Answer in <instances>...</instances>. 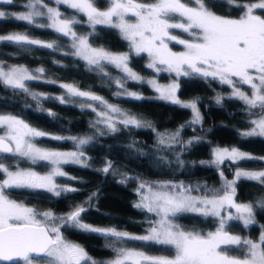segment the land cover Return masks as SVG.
I'll list each match as a JSON object with an SVG mask.
<instances>
[{"label": "snow or ice", "instance_id": "1", "mask_svg": "<svg viewBox=\"0 0 264 264\" xmlns=\"http://www.w3.org/2000/svg\"><path fill=\"white\" fill-rule=\"evenodd\" d=\"M12 4L14 0H3ZM56 7L49 6L45 0H27L23 5L26 11L8 13L0 10V19L13 18L37 27H47L64 37L71 38L72 54L87 62L90 69L97 70L105 77L104 71L111 65L122 76L114 80L123 95L134 99L143 97L125 88L131 81L143 82L152 86L160 99L170 101L183 108L191 109L192 120L174 132L158 133V145L171 149L175 145L186 148L193 140L182 141L181 131L190 125L200 124L202 116L198 109V98L181 101L177 96L179 84L173 82L167 86L158 84L155 79H145L130 67L131 56L146 53L150 58L148 68L157 73L167 71L176 77L212 78L221 84L229 85L232 92L229 98L242 101L249 115L259 116L251 120V127L240 132L241 137L264 138V0H223L227 5L240 12L238 16L220 15L213 10V0H152L140 3L137 0H108L109 6L101 10L95 0H53ZM66 5L77 13H84L86 23L93 29L95 25L106 24L119 30L123 39L129 42V51L113 53L104 47H93L90 42L92 33L79 34L75 28L80 23L75 15H65L60 6ZM194 5V6H191ZM260 10L262 14H257ZM134 17V22L127 18ZM46 17L47 24H37V18ZM180 29L188 33L190 39H180L172 35L171 30ZM168 41H176L184 46V51L174 52ZM0 42H8L26 48L38 45L48 49L59 47L55 41L46 42L31 38L27 33L14 32L0 35ZM163 66V67H161ZM43 68L33 71L23 65H6L0 61V83L13 90H22L34 100L46 98L44 93L31 92L27 81L38 80L44 73ZM55 83V81H49ZM247 85L248 91L241 86ZM68 97L85 98L87 106L96 113L97 120L91 127L99 131L103 126L110 132L118 131V126L125 128L151 127L150 123L118 105L109 103L104 97L93 92L82 91L73 84H61ZM61 103L69 102L65 96L57 97ZM217 104L223 97L216 96ZM93 102H98L103 111H98ZM50 115H54L49 110ZM0 126L6 129L0 135V153L11 154L13 158L26 159L33 164L47 162L51 171L41 175L32 169H22L17 163L12 165L0 162V264H264V226L258 239L253 240L228 231L229 221H240L247 228L255 223L257 209L264 210V196L255 202L237 203L236 184L240 180L255 181L264 186V170L248 171L238 167L240 162L259 160L241 151L237 147H216L210 161H201L203 165H214L217 169L229 162L236 165L234 178L228 180L220 170L223 181L220 189H207L206 185H185L183 182H147L141 181L136 189L140 200L134 206L155 213L157 220L148 221L149 228L145 235H135L115 227L102 228L82 221V214L87 211L83 204L76 205L67 213L57 215L52 210L38 211L23 202L9 198L8 189L43 190L55 197L78 189L59 186L55 182L58 176H66L62 171L64 164H79L88 167V157L82 150L93 136H50V134L31 127L27 122L12 114H0ZM50 136L54 140H71L76 145L75 151L62 152L38 147L34 142L38 137ZM199 140V138H194ZM181 153H176V162L183 167ZM165 159V158H161ZM104 173L115 172L111 161H106L100 169ZM69 179H76L69 177ZM129 179H132L129 177ZM203 189L207 194L193 195V191ZM223 192V195H219ZM95 193L84 203H89ZM230 209H235L233 214ZM227 211V215L223 213ZM198 213L217 218L215 231L207 233L186 231L174 223L172 217L178 213ZM73 227L85 232L96 233L110 240L106 247L113 248L116 258L110 261L93 259L85 248L68 241L62 228ZM126 241H146L175 249L172 258L150 256L142 251L120 247L115 244ZM230 251H240L241 255H229Z\"/></svg>", "mask_w": 264, "mask_h": 264}, {"label": "trees", "instance_id": "2", "mask_svg": "<svg viewBox=\"0 0 264 264\" xmlns=\"http://www.w3.org/2000/svg\"><path fill=\"white\" fill-rule=\"evenodd\" d=\"M48 1V0H47ZM149 2L152 0H140ZM103 6L106 0H96ZM27 0H14L12 4L0 1V10L12 13L26 10L23 5ZM213 10L220 15L238 16L240 12L223 2L213 0ZM61 7V6H60ZM65 15H75L80 23L75 30L79 34L92 33L90 41L100 44L114 51H129V42L122 38L120 32L110 25L98 24L95 28L86 23L84 13L62 6ZM257 14H262L256 10ZM39 21V20H37ZM43 22L42 20H40ZM27 33L30 37L52 42L59 45L57 49H48L38 45L26 48L0 42V60L6 65L21 64L28 69L43 68L45 71L38 80L27 81L31 92L44 93L46 98L34 100L22 90H13L0 83V112L11 113L20 117L28 124L50 134V136H93V140L82 149L88 159V167L79 164H64L66 176L56 177L59 186H70L78 189L55 197L43 190L8 189V193L21 201L31 204L39 210H52L57 215L67 213L76 205L83 204L87 211L82 214V221L87 224L104 227H115L134 233H144L149 228L148 221L155 217L153 213L137 208L140 195L136 189L141 181L160 182L161 180L174 183L183 182L185 185H206L207 189H220L223 181L220 172L214 165H203L201 161H210L214 146H235L251 152L256 157L264 156V138H243L241 130L249 128L250 121L260 113L249 115L245 111L242 101L229 98L227 95L231 87L221 84L212 78L177 77L179 89L177 95L182 99L198 98V106L202 112V124L186 126L181 131L184 142L193 140L186 148L175 145L171 149L158 145V133L177 130L180 125H186L191 118V110L180 107L170 101L155 97V91L147 83L129 80L125 88L130 92L140 94L142 99H134L123 95H115L121 91L114 80L122 76L115 67L108 65L104 71L109 74L90 69L87 62L72 54L71 38L56 33L53 29L29 25L27 22L13 18L0 19V34L9 32ZM175 33L187 35L182 31ZM173 46L178 45L173 43ZM148 56L141 53L132 55L130 67L141 76L151 77L158 75L160 80H166V72L156 74L154 69L148 68ZM49 81H55L50 83ZM61 84H73L80 90L93 92L104 97L108 102L118 105L121 109L137 116L151 127L127 128L118 126V131L110 132L103 126L97 129L91 127L97 120L96 113L87 106L81 107L85 100L79 97H68ZM248 89L246 85L241 86ZM223 97L217 104L216 96ZM65 96L69 102L61 103L57 97ZM95 106V104H94ZM96 107V106H95ZM49 110L54 115L49 114ZM50 136L38 137L36 143L63 149H76L71 140H54ZM199 138L195 140L194 138ZM181 153L183 167L176 162V153ZM165 158V159H161ZM106 161H111L115 172L100 171ZM0 162H6L15 167L29 166L38 170L49 168L47 162L31 163L26 159L13 158L11 154L0 153ZM238 166L262 167L264 162L259 160L240 162ZM224 176L229 179L233 176L236 165L229 162L220 166ZM3 176L0 173V178ZM75 177L76 179H69ZM131 177L132 179H129ZM196 194H207L203 189L193 191ZM95 193L89 203H84ZM222 192H219L220 194ZM264 196V186L255 181L240 180L236 184V202H255ZM174 223L181 225L185 230L196 232L215 231L217 219L212 216H203L198 213H178L172 217ZM264 226V210L257 209L255 223L245 228L240 221H229L228 231L250 239L257 238ZM64 237L73 243L85 248L88 254L97 261H110L116 256L113 248L106 247L112 241H106L99 234L85 232L77 228H62ZM117 248L124 247L137 249L149 255L172 257L175 249L171 246L159 245L146 241H126L116 243ZM229 254L241 255L240 251H230Z\"/></svg>", "mask_w": 264, "mask_h": 264}, {"label": "rangeland", "instance_id": "3", "mask_svg": "<svg viewBox=\"0 0 264 264\" xmlns=\"http://www.w3.org/2000/svg\"><path fill=\"white\" fill-rule=\"evenodd\" d=\"M1 1V0H0ZM107 2H106V4L105 5H103V6H101V5H99V4H97V2H96V0H95V4H96V6L98 7V8H100L101 10H104V9H106L108 6H109V4H108V0H106ZM45 2L46 3H48L49 4V6H52V7H56V5H55V3L53 2V0H45ZM137 2H140V3H145L144 1H140V0H137ZM150 2H152V1H149L148 3H150ZM184 2H189V0H184ZM62 6H65V7H67L66 5H61V7ZM191 6H194V5H191ZM61 7H60V11L63 13L64 11L61 9ZM23 11H26V10H23ZM18 12H22V11H18ZM85 15V14H84ZM85 17H86V15H85ZM87 18V17H86ZM128 19H129V21L130 22H134V17H132L131 15H129L128 17H127ZM37 20H39V21H36L37 22V24H47L48 23V21H47V18L46 17H39V18H37ZM40 20H42L43 22H41ZM106 25V24H105ZM118 30V29H117ZM174 30V29H173ZM173 30H171V34L172 35H175V36H177V37H179L180 39H185V40H187V39H190L191 37L189 36V34L187 33V35H183V34H179V33H175V32H173ZM175 30H177V31H182V30H180V29H175ZM14 32H17V31H14ZM14 32H9V33H6V34H0V35H7V34H10V33H14ZM118 32H119V30H118ZM183 32V31H182ZM19 33H21V32H19ZM86 35V34H85ZM32 38V37H31ZM35 39V38H34ZM91 42V41H90ZM92 43V45H93V47H104V46H102V45H100V44H96V43H93V42H91ZM173 43L174 44H176V45H178L177 47H175V46H173ZM168 45H169V47L171 48V50L172 51H174V52H181V51H184V46L183 45H180V44H178L176 41H168ZM105 49H107V50H109V51H111V52H113V53H124L123 51H114V50H111V49H108V48H106V47H104ZM128 52V51H127ZM146 54V53H145ZM147 55V54H146ZM148 56V55H147ZM1 61V60H0ZM149 61H150V58L148 57V63H149ZM13 65H21V64H13ZM161 67H163V66H161ZM155 70V69H154ZM156 72V71H155ZM161 72H166L168 75H169V78L168 79H166V80H160L159 78H158V75H155V76H151V77H145V76H142V77H144L145 79H155L157 82H158V84H160V85H162V86H167V85H169V84H171V83H173V82H176L177 83V77H176V75H175V73H170V72H167V71H161ZM161 72H159V73H161ZM159 73H157L156 72V74H159ZM33 74H35V71H33ZM247 86V85H246ZM248 87V86H247ZM153 88V87H152ZM242 88V87H241ZM154 89V88H153ZM242 90H244V91H248L249 89H244V88H242ZM83 91V90H82ZM154 91H155V97H159V93L154 89ZM231 92H232V88H231V90H230V92H228L227 93V95L228 96H230V94H231ZM136 93V92H135ZM178 96V95H177ZM178 98L181 100V101H190V100H193V99H182V98H180L179 96H178ZM83 100H85V98H82ZM94 104H95V106L97 107V110L98 111H103V109L100 107V105L98 104V102H93ZM110 103V102H109ZM112 104V103H111ZM198 109H199V111H200V114H201V116H202V112H201V110H200V108H199V106H198ZM191 110V109H190ZM0 114H11V113H6V112H0ZM13 115V114H12ZM259 116V115H258ZM258 116H255V117H253V119H256ZM192 118H193V113H192V111H191V118H190V120H192ZM252 119V120H253ZM189 120V121H190ZM202 124V121H201V123L200 124H197V125H201ZM30 125V124H29ZM31 127H33V128H36V127H34V126H32V125H30ZM251 127V126H250ZM249 127V128H250ZM249 128H247V129H244V130H241V131H245V130H248ZM36 129H38V128H36ZM38 130H40V129H38ZM41 131V130H40ZM5 132H6V129L5 128H3L2 126H0V135H4L5 134ZM169 132H174V130H172V131H165V132H160V133H169ZM35 143H36V141H34ZM37 144V146L38 147H41V148H46V149H52V150H58V151H62V152H69V151H75L76 149H63V148H51V147H46V146H42V145H40V144H38V143H36ZM216 147H228V148H231V147H235V146H218V145H216V146H214V148H216ZM213 148V149H214ZM238 148V147H237ZM213 149H212V153H213ZM241 151H243V152H246V153H250V154H252L251 152H249V151H247V150H244V149H241V148H239ZM253 155V154H252ZM254 156V155H253ZM262 157H264V156H262ZM211 159H212V155H211ZM210 159V160H211ZM20 168H22V169H32L33 171H35V172H37V173H39V174H41V175H44V174H47L48 172H50L51 171V165H49V168L48 169H46V170H38L37 168H34V167H29V166H19ZM62 167V171H64V168H63V166H61ZM237 167V166H236ZM239 168H241V169H244V170H248V171H261V170H264V166H262V167H244V166H238ZM222 168L220 167V169H217L219 172H220V170H221ZM12 170H15V167H12ZM235 171H236V168H235V170H234V173H235ZM65 172V171H64ZM234 173H233V176L231 177V178H229L228 180H231V179H233L234 178ZM5 177H4V175L3 176H1V178H0V180H3ZM56 179V178H55ZM55 182H56V180H55ZM148 182V181H147ZM160 182H167V180H161ZM57 184V183H56ZM23 190H25V189H23ZM8 191H10V190H6V195H8L9 196V198H11V199H14V200H17L18 202H23L24 204H26L27 206H29V207H34V208H36L35 206H33V205H31V204H28V203H26V202H24V201H21V200H18V199H16V198H14V197H12L9 193H8ZM205 193H201V194H196V193H194L193 192V195H204ZM219 195H223V192L222 193H220ZM237 203H239V202H237ZM38 211H45V210H39L38 208H36ZM230 211H232L233 212V214L235 213V209H230ZM154 215H155V213H153ZM224 215H227V211H225L224 213H223ZM158 219V217L155 215V217H154V219L153 220H157ZM217 219V218H216ZM218 222V221H217ZM89 225H93V224H89ZM93 226H97V227H102V228H109V227H104V226H99V225H93ZM117 230H119V229H117ZM120 231H126V230H120ZM186 231H189V230H186ZM127 232H129V233H132V234H135V235H145V234H147V231L146 232H144V233H134V232H130V231H127ZM207 233V232H206ZM261 233V232H260ZM259 236H260V234H259ZM259 236L257 237V238H254L253 240H256V239H258L259 238ZM135 250H137V249H135ZM137 251H140V250H137ZM229 254V253H228ZM149 255V254H148ZM229 255H234V256H237V255H235V254H229ZM150 256H153V255H150ZM154 256H156V255H154ZM164 257H166V256H164ZM172 257H174V256H172ZM172 257H169V258H172ZM116 258V256L112 259V260H114Z\"/></svg>", "mask_w": 264, "mask_h": 264}, {"label": "flooded vegetation", "instance_id": "4", "mask_svg": "<svg viewBox=\"0 0 264 264\" xmlns=\"http://www.w3.org/2000/svg\"><path fill=\"white\" fill-rule=\"evenodd\" d=\"M3 163L7 164L6 162H3Z\"/></svg>", "mask_w": 264, "mask_h": 264}]
</instances>
